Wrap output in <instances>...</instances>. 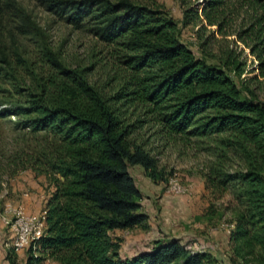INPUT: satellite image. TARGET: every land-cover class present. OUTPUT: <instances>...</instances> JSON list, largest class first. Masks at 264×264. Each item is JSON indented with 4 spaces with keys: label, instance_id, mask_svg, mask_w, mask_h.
<instances>
[{
    "label": "trees",
    "instance_id": "obj_1",
    "mask_svg": "<svg viewBox=\"0 0 264 264\" xmlns=\"http://www.w3.org/2000/svg\"><path fill=\"white\" fill-rule=\"evenodd\" d=\"M50 6L68 23L93 21L94 34L112 46L122 86L106 95L85 69L46 51L51 70L44 75L41 64L27 99L0 108V117L17 115L22 127L51 135L47 172L59 176L43 209L44 234L24 264L47 257L58 264H222L174 237L121 255L111 233L148 218L130 166H141L152 180L162 177L141 134L147 124L163 137L203 143L207 187L234 203L230 262L264 264V96L245 83L264 90V0H203L200 11L185 9L181 23L197 27L199 53L154 2L52 0ZM245 50L257 73L238 84Z\"/></svg>",
    "mask_w": 264,
    "mask_h": 264
},
{
    "label": "rangeland",
    "instance_id": "obj_2",
    "mask_svg": "<svg viewBox=\"0 0 264 264\" xmlns=\"http://www.w3.org/2000/svg\"><path fill=\"white\" fill-rule=\"evenodd\" d=\"M132 1L154 2L165 8L179 23L181 39L199 53L197 27L183 26L181 22L184 10L200 11L203 0ZM51 4L52 0H0V108L27 99L38 67L46 66V51L57 55L67 67L85 69L88 80L106 95H113L122 86L113 63L112 46L94 34L93 21L84 19L81 25L68 23ZM241 59L244 71L240 78H235L238 84L257 73V62L248 50ZM50 70L46 66L41 71L46 75ZM247 81L246 85L263 98L262 87ZM127 109L130 113L132 108ZM19 118L0 117V264H24L30 256L29 247L15 251L10 246L11 230L1 216L15 222V210L21 209L25 216L39 217L54 190V178L59 177L47 172L46 163L53 153L51 135L22 127L17 124ZM141 134L158 159L162 177L152 180L141 166H130L142 192L140 211L148 218L144 225L111 233L120 239L121 255L132 256L150 248L156 239L174 237L192 251L207 252L216 256L219 263L232 264L229 231L234 225V203L229 194L218 196L207 187L204 168L209 157L203 143L195 138L184 143L176 137H163L150 124L143 127ZM37 264L58 262L47 257Z\"/></svg>",
    "mask_w": 264,
    "mask_h": 264
},
{
    "label": "built area",
    "instance_id": "obj_3",
    "mask_svg": "<svg viewBox=\"0 0 264 264\" xmlns=\"http://www.w3.org/2000/svg\"><path fill=\"white\" fill-rule=\"evenodd\" d=\"M17 220L12 222L5 216H1L4 224L11 230L10 246L15 250L23 247H30L31 244L40 238L45 231V211L39 216H25L21 209L15 210Z\"/></svg>",
    "mask_w": 264,
    "mask_h": 264
},
{
    "label": "crops",
    "instance_id": "obj_4",
    "mask_svg": "<svg viewBox=\"0 0 264 264\" xmlns=\"http://www.w3.org/2000/svg\"><path fill=\"white\" fill-rule=\"evenodd\" d=\"M151 246H152V245H151ZM151 246H150V247H151ZM148 249H149V248H148Z\"/></svg>",
    "mask_w": 264,
    "mask_h": 264
}]
</instances>
